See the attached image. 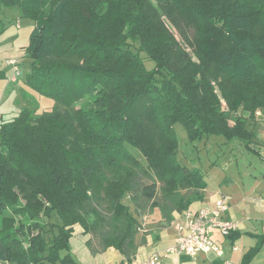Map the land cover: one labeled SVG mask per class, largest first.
I'll return each mask as SVG.
<instances>
[{
    "label": "trees",
    "instance_id": "16d2710c",
    "mask_svg": "<svg viewBox=\"0 0 264 264\" xmlns=\"http://www.w3.org/2000/svg\"><path fill=\"white\" fill-rule=\"evenodd\" d=\"M0 2L34 20L26 81L56 103L0 123V264H78L69 245L76 224L92 255L112 250L132 262L149 234L144 217L158 212L167 226L207 186L178 161L176 124L191 143L222 136L255 150L264 0ZM161 17L187 50L166 38ZM25 174L34 189L14 223L2 214L18 204Z\"/></svg>",
    "mask_w": 264,
    "mask_h": 264
},
{
    "label": "rangeland",
    "instance_id": "374dc122",
    "mask_svg": "<svg viewBox=\"0 0 264 264\" xmlns=\"http://www.w3.org/2000/svg\"><path fill=\"white\" fill-rule=\"evenodd\" d=\"M161 20L164 21L165 17H161ZM169 24L164 21L162 27V31H165L164 35L166 38L170 35L174 42L185 48V42ZM34 26V20L25 15L18 5L0 2V123L12 121L26 113L40 117L56 107L54 99L36 92L26 81L33 67V61L27 54L26 48ZM9 60L18 62L20 72L13 82L11 68L7 65ZM69 61L75 60L70 58ZM145 64L147 68H152L150 61H146ZM79 106L80 103H76V107ZM174 130L179 144L178 161L181 165L199 169L204 175L208 188L228 192L234 187L241 186L252 192L251 186L263 182L264 160L257 153L246 149L239 141H228L222 136H211L201 142L191 143L180 124H176ZM132 152L141 158L136 151L132 150ZM34 157L39 164L42 153L35 152ZM26 166H29L28 162ZM30 168L27 170L33 171L35 175L33 168ZM25 176L23 190H14L18 195V204L15 203L13 209H8L2 214L14 218L12 221L14 223L15 218L19 220L18 216L23 213L24 205L27 203L25 192L31 187L34 189L31 178L27 174ZM30 196L34 197L33 193Z\"/></svg>",
    "mask_w": 264,
    "mask_h": 264
},
{
    "label": "crops",
    "instance_id": "0c3cea01",
    "mask_svg": "<svg viewBox=\"0 0 264 264\" xmlns=\"http://www.w3.org/2000/svg\"><path fill=\"white\" fill-rule=\"evenodd\" d=\"M250 128L255 132V146L251 145L255 149L253 152L264 160V115L261 112L256 113V119L250 124ZM251 190L252 192H248L245 188L237 186L228 192H222L206 186L202 191V198L188 208L189 211L195 212L203 206L211 205L220 195L231 196L224 217L236 221L239 224L238 229L229 236H221L218 232H213L210 236L222 249L220 257L213 253H199L194 258L169 253L167 250L174 246L176 241L175 224L183 219L185 211L173 213L172 222L167 226L161 222L159 213L153 212L148 218L144 217L146 221L143 231L149 234L146 237V245L138 249L133 261L142 262L157 253L160 264H264V180L251 186ZM89 239L90 236L84 233L80 225L73 226L69 239L70 253L78 264H124L123 258L116 251L107 250L92 255L86 247ZM260 242V250L248 258L251 250Z\"/></svg>",
    "mask_w": 264,
    "mask_h": 264
},
{
    "label": "built area",
    "instance_id": "2783aa9c",
    "mask_svg": "<svg viewBox=\"0 0 264 264\" xmlns=\"http://www.w3.org/2000/svg\"><path fill=\"white\" fill-rule=\"evenodd\" d=\"M7 65L11 68L13 82L20 75L18 62L9 60ZM230 202L231 196L220 195L211 205L203 206L195 212L186 210L183 219L175 224V245L167 251L190 258L196 257L199 253H213L220 257L222 249L210 239V236L213 232L229 236L238 229L239 224L236 221L224 217ZM129 264H160L159 254H153L145 261H132Z\"/></svg>",
    "mask_w": 264,
    "mask_h": 264
}]
</instances>
